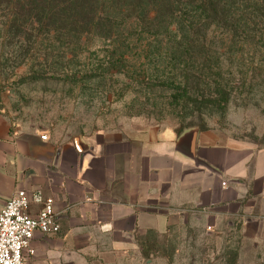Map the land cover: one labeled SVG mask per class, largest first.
Returning a JSON list of instances; mask_svg holds the SVG:
<instances>
[{"label": "crops", "instance_id": "0c3cea01", "mask_svg": "<svg viewBox=\"0 0 264 264\" xmlns=\"http://www.w3.org/2000/svg\"><path fill=\"white\" fill-rule=\"evenodd\" d=\"M47 132L0 119V206L19 189L41 192L61 225L35 232L27 264L119 262L140 253L145 231L190 224L237 233L243 252L264 247V147L198 128L145 143Z\"/></svg>", "mask_w": 264, "mask_h": 264}, {"label": "rangeland", "instance_id": "374dc122", "mask_svg": "<svg viewBox=\"0 0 264 264\" xmlns=\"http://www.w3.org/2000/svg\"><path fill=\"white\" fill-rule=\"evenodd\" d=\"M0 33L5 34L1 23ZM210 35L208 46L220 54L209 56L213 69L205 67L202 74L205 80L223 77L230 98L220 101L223 95L206 91L208 100L200 104L194 102V89L183 100L182 87L174 89L166 81L175 72L167 39L158 47L133 49L106 73L110 40L78 42L39 33L29 50L27 40L12 42L5 34L0 38V119L16 127L41 125L60 140L115 136L145 143L198 128L224 141L264 147V49L234 43L223 28ZM148 239L154 248L144 256L142 244ZM137 244L139 254L94 264H264V247L243 252L237 233L209 232L195 224L142 233Z\"/></svg>", "mask_w": 264, "mask_h": 264}, {"label": "trees", "instance_id": "16d2710c", "mask_svg": "<svg viewBox=\"0 0 264 264\" xmlns=\"http://www.w3.org/2000/svg\"><path fill=\"white\" fill-rule=\"evenodd\" d=\"M0 20L8 39L27 40L29 50L39 33L57 39L71 36L78 42L110 40L106 73L117 69L133 49L158 47L167 39L175 72L166 81L174 89L182 87L183 100L194 89V102L200 104L208 100L203 98L206 91L208 96L223 95L220 101L230 98L223 77L205 80L202 74L205 67L213 69L209 56L220 54L207 44L214 29L223 28L234 43L264 49V0H0ZM146 242L144 256L154 248L149 239Z\"/></svg>", "mask_w": 264, "mask_h": 264}, {"label": "built area", "instance_id": "2783aa9c", "mask_svg": "<svg viewBox=\"0 0 264 264\" xmlns=\"http://www.w3.org/2000/svg\"><path fill=\"white\" fill-rule=\"evenodd\" d=\"M32 202L41 204L35 216L29 212ZM60 230L53 198L44 197L41 192L17 190L0 206V264H27L25 251L34 252L30 245L35 232L56 234Z\"/></svg>", "mask_w": 264, "mask_h": 264}, {"label": "water", "instance_id": "95a60500", "mask_svg": "<svg viewBox=\"0 0 264 264\" xmlns=\"http://www.w3.org/2000/svg\"><path fill=\"white\" fill-rule=\"evenodd\" d=\"M77 140H78V138H77Z\"/></svg>", "mask_w": 264, "mask_h": 264}]
</instances>
